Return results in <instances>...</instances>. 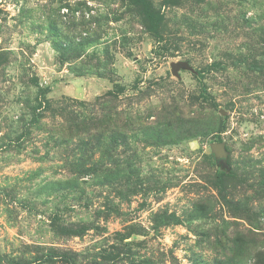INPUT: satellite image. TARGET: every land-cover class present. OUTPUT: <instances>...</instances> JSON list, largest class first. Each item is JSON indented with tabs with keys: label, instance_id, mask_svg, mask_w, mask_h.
I'll use <instances>...</instances> for the list:
<instances>
[{
	"label": "rangeland",
	"instance_id": "1",
	"mask_svg": "<svg viewBox=\"0 0 264 264\" xmlns=\"http://www.w3.org/2000/svg\"><path fill=\"white\" fill-rule=\"evenodd\" d=\"M151 6L0 0V264H264V0Z\"/></svg>",
	"mask_w": 264,
	"mask_h": 264
},
{
	"label": "trees",
	"instance_id": "2",
	"mask_svg": "<svg viewBox=\"0 0 264 264\" xmlns=\"http://www.w3.org/2000/svg\"><path fill=\"white\" fill-rule=\"evenodd\" d=\"M132 2L141 8L145 21L148 24L149 30L155 31L156 26L160 23L161 16L155 14V12L152 10L151 0H132ZM48 257L50 258L58 257L68 263H71L69 257L64 254H49Z\"/></svg>",
	"mask_w": 264,
	"mask_h": 264
},
{
	"label": "water",
	"instance_id": "3",
	"mask_svg": "<svg viewBox=\"0 0 264 264\" xmlns=\"http://www.w3.org/2000/svg\"><path fill=\"white\" fill-rule=\"evenodd\" d=\"M177 65L178 63L174 64L172 69H174ZM211 148H212L213 155L216 159L224 158L225 151H224V144L222 141L212 143Z\"/></svg>",
	"mask_w": 264,
	"mask_h": 264
}]
</instances>
